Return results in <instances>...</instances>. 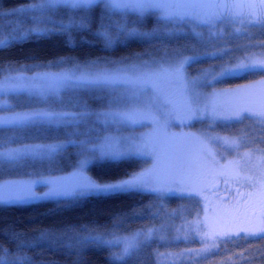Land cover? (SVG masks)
<instances>
[{
    "label": "snow or ice",
    "instance_id": "1",
    "mask_svg": "<svg viewBox=\"0 0 264 264\" xmlns=\"http://www.w3.org/2000/svg\"><path fill=\"white\" fill-rule=\"evenodd\" d=\"M14 11L22 18L9 26L6 35L0 28V48L16 41L59 36L69 44H102L110 49L130 41L178 40L184 33L210 50L187 55L181 48H160L120 60L61 57L33 65H0V171H22L27 176L26 180L0 184V204L54 200L68 206L92 197L141 191L154 193L160 201L178 193L192 195L181 186V178L161 181L150 170L105 178L92 176L87 169L151 155V134L140 133L138 128L155 129L177 119L181 123H243L254 118L264 125V105L224 107L215 94L202 91L215 82L264 74V52H251L241 45L243 54L233 55L236 49L223 46L226 36L264 28V0H33ZM149 20L156 24L151 31L145 30ZM202 56L222 62L192 76L187 68L203 62ZM195 138L205 148L222 142L237 149L246 134L228 138L203 132ZM70 148L78 158L75 171L68 177L52 176ZM257 151L261 154L255 158L264 162V149ZM251 159L252 153H244V165L237 160L234 169ZM182 168L177 163L173 175L180 177ZM41 186L47 191H37ZM261 204L264 207V200ZM167 215L160 217L159 226L127 234L119 231L123 227L119 219L112 230L69 225L59 232H43L35 241L14 233L15 251L0 244V264H36L25 249L44 246L78 259L86 248L116 249L111 252L114 264H132L151 242L166 239L168 229L173 228L166 222ZM188 227L195 232L200 225L188 222ZM173 230L177 233L173 239H189L180 227ZM241 233L245 239H264V216L258 225L217 235L231 240ZM204 239L215 240L216 236L205 235ZM209 251L203 248L167 255L175 259Z\"/></svg>",
    "mask_w": 264,
    "mask_h": 264
},
{
    "label": "trees",
    "instance_id": "2",
    "mask_svg": "<svg viewBox=\"0 0 264 264\" xmlns=\"http://www.w3.org/2000/svg\"><path fill=\"white\" fill-rule=\"evenodd\" d=\"M33 0H0V28L5 35L10 25L21 20V14L17 9L26 7ZM156 27L154 20H149L145 30L151 31ZM178 40L156 39L152 41H130L114 48L105 49L102 44L87 45L83 43L69 44L64 38L53 36L51 38L28 39L16 41L6 48H0V65L18 66L22 64L33 65L59 60L61 57H71L78 60L96 59L106 57L111 60H120L123 57H133L136 54H150L157 49L185 50L187 55L203 53L209 49L201 46L198 40L191 34H180ZM232 40V39H231ZM227 42V41H225ZM248 40H244L243 44ZM250 43V42H248ZM229 45V44H228ZM232 45L237 47L238 41ZM148 59L147 55H144ZM201 63L188 67L191 74H197L222 61L201 57ZM264 78V74L252 75L247 78L229 79L224 82H215L208 86L209 92L235 86L242 83L257 81ZM245 119L243 123L220 122L214 132L218 135L236 134L239 132L251 133ZM196 122V121H194ZM195 129L196 124L193 123ZM244 126V127H243ZM264 137V128L259 133ZM31 142V141H29ZM264 144V142H263ZM77 156L71 148L64 156L58 169L52 172V176L68 177L75 171ZM151 161L146 157H137L131 161L122 162L115 166L90 167L87 169L90 175L95 177L123 176L126 173L149 170ZM173 166L154 167L152 174H168ZM27 176L22 171L4 170L0 171V184L10 181L26 180ZM37 191H47L46 187H39ZM193 196V195H192ZM191 196L170 195L160 201L150 191H141L132 194H121L107 198H88L76 204L65 206L54 200H32L24 203L3 205L0 204V244L15 251L16 243L13 240L14 233L23 234L22 238L35 241L43 232H59L67 226H88L100 231L112 230L114 223L119 219L123 220V227L119 229L122 234L135 232L139 229H146L158 226L161 223V216L168 214L166 221L176 219L174 213L181 208L191 204ZM161 204L163 207L161 208ZM194 208V207H192ZM195 208H198L195 205ZM140 213L134 216L133 213ZM160 213V216L154 215ZM171 217V218H169ZM203 243L200 240L191 241H153L145 248L132 264H158L159 253L179 252L186 249H200ZM116 249L107 248H86L80 258L67 251H55L47 246L25 249L33 256L36 264H114L111 252ZM185 264H264V239H231L220 243L219 247L205 253L204 256L188 261Z\"/></svg>",
    "mask_w": 264,
    "mask_h": 264
},
{
    "label": "rangeland",
    "instance_id": "3",
    "mask_svg": "<svg viewBox=\"0 0 264 264\" xmlns=\"http://www.w3.org/2000/svg\"><path fill=\"white\" fill-rule=\"evenodd\" d=\"M253 30L252 28H249L248 34L251 35ZM225 31L229 32L231 29H225ZM242 35L244 34L226 36L223 41V46L236 49L233 52V55H242L243 53L240 54L241 51L239 50V47L232 46V42L239 39ZM251 45L252 44H246L244 46H247L248 51L264 50V47L260 49L255 48V46L258 47L257 45L261 46L262 43ZM198 74L199 73L191 75L196 76ZM202 91L210 95L215 94L217 103L224 107L258 108L264 105V78L235 86H227L226 88L212 92H209V88L205 87ZM246 115L248 114L246 113ZM193 123L196 124L195 129H193ZM218 123L220 122L212 123L208 121H193L191 123H181V121L177 119L159 128L154 129L153 127H143L137 129L140 133L151 134L152 148H150V151L152 154L142 156L151 161L149 170H152L154 167L168 165L175 168L177 163L183 165L180 177L173 175L174 168L168 174L156 173L153 175L159 180L166 182L181 178L183 180L181 186L187 188L189 192L194 193L192 194L193 196L185 193H178V195L181 196H191L192 203L186 208H181L179 212H175L174 217H176V219L173 218L166 221L167 224L173 226V228L180 227L182 231L187 233L189 239L186 241L173 239L177 233L173 228H169L166 233V239H157V241L188 242L191 241V239H196L203 243V247L191 250L198 251L203 248H209L213 251L219 247L220 243L228 240L219 237L217 234L224 232L236 233L243 228H249L247 223L240 226V223L238 222L227 224V222L223 221L224 216L221 204L224 199H227L221 197L223 195L214 194L213 189H215L216 185L220 183L226 184L227 186H233V188L244 191L246 194L251 193L256 197L264 195V162L255 158L261 154L257 149H264V137L259 134L264 128V125L259 124L254 118H251L246 124L250 127L251 133H245L246 140L242 141L240 147L237 149L229 148L222 142L208 145V147L205 148L195 138L203 132H209L214 136L228 138L238 137L240 133L243 132L218 135L214 132V128ZM244 153H252L253 159L249 160L247 164L240 169H234V162L237 160H240L241 164L244 165V161L241 160ZM236 171L239 172V175H236ZM170 186L173 188L177 187L176 184H171ZM216 204L217 206H215ZM195 205L198 208H195ZM230 220L231 219L229 218L228 221ZM188 222H195L200 225V227L193 232L192 229L188 227ZM205 235L209 237L216 236V239L201 240V237ZM243 238L244 234L241 233L240 238L234 239L240 240ZM213 244L216 245L215 248H213ZM186 250L179 252H166L164 253L166 254L164 256L158 255V264H185L190 260H195L205 255V253L202 255L188 254L175 259L167 255L171 253L185 252Z\"/></svg>",
    "mask_w": 264,
    "mask_h": 264
},
{
    "label": "flooded vegetation",
    "instance_id": "4",
    "mask_svg": "<svg viewBox=\"0 0 264 264\" xmlns=\"http://www.w3.org/2000/svg\"><path fill=\"white\" fill-rule=\"evenodd\" d=\"M254 29V30H253ZM252 34L242 35L238 41L239 46L246 44H260L264 45V28H252ZM244 40H248L250 43L243 44ZM235 42V41H234ZM251 45V46H252ZM233 46V45H232ZM255 46L256 49L263 47ZM251 52H264V50H250ZM242 54V52L240 53ZM263 79V78H261ZM260 80V79H259ZM214 194L223 195L227 200H223L221 207L223 211V221L228 223L238 222L240 226L247 223L249 227L258 225L262 216H264V207H262L261 201L264 200V195L254 196L251 193L246 194L244 191H240L233 186H227L226 184L216 185ZM217 206V204L215 205ZM242 216V217H241ZM231 219L228 221V219ZM230 225V224H229ZM231 226V225H230Z\"/></svg>",
    "mask_w": 264,
    "mask_h": 264
}]
</instances>
